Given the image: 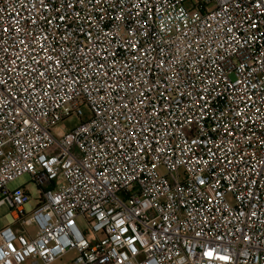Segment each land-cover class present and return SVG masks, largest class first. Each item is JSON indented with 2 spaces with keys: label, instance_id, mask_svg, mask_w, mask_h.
<instances>
[{
  "label": "built area",
  "instance_id": "obj_1",
  "mask_svg": "<svg viewBox=\"0 0 264 264\" xmlns=\"http://www.w3.org/2000/svg\"><path fill=\"white\" fill-rule=\"evenodd\" d=\"M2 206L0 264H264V0H0Z\"/></svg>",
  "mask_w": 264,
  "mask_h": 264
},
{
  "label": "rangeland",
  "instance_id": "obj_2",
  "mask_svg": "<svg viewBox=\"0 0 264 264\" xmlns=\"http://www.w3.org/2000/svg\"><path fill=\"white\" fill-rule=\"evenodd\" d=\"M80 120L76 117H72L69 120H67L65 123H63L60 126V129L67 131L70 130L72 127L76 126ZM9 188L11 190H17V189H22L25 190L30 194V201H29V206L31 208H35L39 197L41 195V190L36 186L34 182H32L31 177L29 175H24L15 181L11 182L9 184ZM10 213V210L8 209L7 206H2L0 207V229H2L4 226L7 225V215ZM78 224L82 229H87V224L84 221L83 218H79ZM33 230V228H31ZM77 253L75 251H72L65 255L62 259L58 260L55 264H70L71 261L76 257Z\"/></svg>",
  "mask_w": 264,
  "mask_h": 264
}]
</instances>
